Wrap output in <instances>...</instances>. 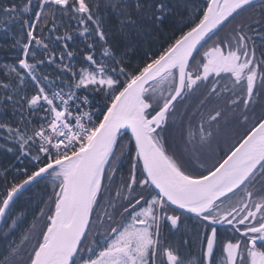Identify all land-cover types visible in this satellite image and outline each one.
Here are the masks:
<instances>
[{"label":"snow or ice","instance_id":"1","mask_svg":"<svg viewBox=\"0 0 264 264\" xmlns=\"http://www.w3.org/2000/svg\"><path fill=\"white\" fill-rule=\"evenodd\" d=\"M171 24L187 30L137 57ZM0 32V264H264V0H0ZM178 105L198 167L169 152ZM181 210L198 253L163 235Z\"/></svg>","mask_w":264,"mask_h":264},{"label":"trees","instance_id":"2","mask_svg":"<svg viewBox=\"0 0 264 264\" xmlns=\"http://www.w3.org/2000/svg\"><path fill=\"white\" fill-rule=\"evenodd\" d=\"M73 25V29H74ZM180 30H187L186 28H181L179 24H171L163 28V30L158 34H154L153 37L148 40L146 43L142 44L139 51L137 52V57L140 59L145 58L148 55H151L153 52H155L157 49L161 47H166L167 43H170L171 40L175 36H178L180 33ZM3 33L0 32V37H2ZM4 43H8V41H4ZM80 46L83 47V41L80 37H75V45L73 46ZM14 54L13 49H0V63L10 62L12 55ZM195 106L193 105V108ZM183 111L184 107L183 105L177 106V116L175 118L176 122L175 125L170 129L172 132V135L169 136L168 133H166V137L168 139V147L170 153H175L176 155H180L183 153L185 156H188L193 163L199 165L200 163H204V161L207 158V154H203L200 156L199 161L196 159V155L190 154L189 150L186 148L185 145V138H182L181 136V129L182 124L181 121L183 119L184 123L187 122V117H183ZM192 109L189 110L191 112ZM257 112H259V109H257ZM242 131V129L239 126H236L235 132ZM235 134V133H234ZM128 134L122 135V143L127 145L132 149V152L130 154H126L120 161V169L121 173L124 176H127L128 169L130 167V156L134 155V143L133 141L129 140ZM184 141V142H183ZM213 148H215V143L212 145ZM176 150L178 152H176ZM220 155H223L221 152ZM5 159H11V156L9 154L8 157H4L0 155V162H3ZM27 163V161H25ZM19 166V165H18ZM18 179H23V177H19ZM120 183V174L117 175V184ZM53 191V178L48 177L46 179L41 180L39 183L30 185L23 194L19 197L17 200V206H16V213H20L27 209V214L24 217V224L22 229L17 232V237L22 236L23 232L27 231L28 225L33 222V218L36 216V214L39 211V207L43 206V202L47 200L48 196L52 194ZM2 247V245H0ZM30 245L25 248L24 254L29 250Z\"/></svg>","mask_w":264,"mask_h":264},{"label":"flooded vegetation","instance_id":"3","mask_svg":"<svg viewBox=\"0 0 264 264\" xmlns=\"http://www.w3.org/2000/svg\"><path fill=\"white\" fill-rule=\"evenodd\" d=\"M176 152L178 151L176 150ZM198 166L199 165H197V167ZM218 229L221 240H226L232 237L231 231L226 226H218ZM200 230L201 227L199 219H197L193 214L181 211V222L179 223L177 229H171V231H169V226L166 225L163 229V235L168 240L177 244H182L185 238L189 239L192 242L193 247L187 250L195 254L199 251L198 241H196L195 236ZM235 238L238 239L239 237L236 236Z\"/></svg>","mask_w":264,"mask_h":264},{"label":"water","instance_id":"4","mask_svg":"<svg viewBox=\"0 0 264 264\" xmlns=\"http://www.w3.org/2000/svg\"><path fill=\"white\" fill-rule=\"evenodd\" d=\"M123 134H128L129 136L131 135V133H130V130H122V133H121V135H123ZM133 141V143H134V140H132ZM30 186V185H29ZM28 186V187H29ZM27 187V188H28ZM181 211H184V210H181ZM185 212V211H184ZM191 214V213H190ZM194 215V214H193Z\"/></svg>","mask_w":264,"mask_h":264}]
</instances>
